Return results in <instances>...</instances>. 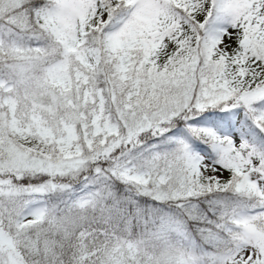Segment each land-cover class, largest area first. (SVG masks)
I'll return each instance as SVG.
<instances>
[{
  "label": "snow or ice",
  "instance_id": "1",
  "mask_svg": "<svg viewBox=\"0 0 264 264\" xmlns=\"http://www.w3.org/2000/svg\"><path fill=\"white\" fill-rule=\"evenodd\" d=\"M0 264H264V0H0Z\"/></svg>",
  "mask_w": 264,
  "mask_h": 264
}]
</instances>
